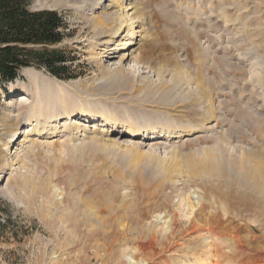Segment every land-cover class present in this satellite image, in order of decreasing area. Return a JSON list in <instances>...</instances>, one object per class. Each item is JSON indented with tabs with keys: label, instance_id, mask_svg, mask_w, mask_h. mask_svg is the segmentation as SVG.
Here are the masks:
<instances>
[{
	"label": "rangeland",
	"instance_id": "374dc122",
	"mask_svg": "<svg viewBox=\"0 0 264 264\" xmlns=\"http://www.w3.org/2000/svg\"><path fill=\"white\" fill-rule=\"evenodd\" d=\"M119 1L128 55L132 31L105 43L100 10L59 5L68 75L0 84V264H264V182L244 180L264 157V0ZM25 68L69 94L67 136L21 141Z\"/></svg>",
	"mask_w": 264,
	"mask_h": 264
},
{
	"label": "bare ground",
	"instance_id": "6f19581e",
	"mask_svg": "<svg viewBox=\"0 0 264 264\" xmlns=\"http://www.w3.org/2000/svg\"><path fill=\"white\" fill-rule=\"evenodd\" d=\"M34 3L39 8H51L52 9L59 5H62V6L65 5V6H73L75 8L81 9L82 11H85V10L91 11L92 13H95L96 11L100 10V13H102L104 17L98 18L95 15L93 18L92 27L95 30H100L101 35L107 33L108 30H111L110 31L111 33L108 35V38H106L107 40H105V43L110 42L113 37H117V36L122 37L123 34L125 33L127 34L128 31L130 30L132 31V35L129 39H124V38L120 39L123 41L122 44L127 46L123 49L124 50L123 56L126 54L127 55L129 54V53H126L125 49H129V47L134 44V37L136 36V33L138 32V30L133 27L132 22H129L132 18L127 16V13L125 12L119 0H86L85 3L83 4L81 3V5L77 4L79 3V0H34ZM111 22H112V25L110 26ZM25 74L30 78L31 86L36 96H35L34 103L30 105V107L28 108L24 116L22 117V121L24 122V124H26V127L29 126V129L28 130L26 129L27 132L21 137V141L23 142L24 140H26V138H28L31 134L32 135H41V133L48 134V132L49 133L54 132L56 130H59L60 128L63 129L64 134L67 136V134L70 132L71 125L67 122H64L62 125H60V127H57L56 122L61 120L63 116H66L67 120L70 117L72 110H71V98L69 94L61 86L56 84L51 78L47 76L39 75V73L33 68H25ZM27 100L28 98L25 96V94H21L20 99L17 101L22 102V101H27ZM80 107H81V112H85L87 114L91 113V109L89 108L87 103L86 105L80 104ZM14 112L15 110L13 109L10 110L9 111L10 116H16L17 114H14ZM106 112H107L106 109L101 108V113L104 116L105 120L106 119L109 120L110 118ZM75 123L78 124V126L81 125V123L78 121H75ZM16 134L17 132L12 133L10 138L11 139L15 138ZM153 134L154 133H149L145 135L143 134V135L145 137H148V140H151L153 138L152 137ZM92 143L94 145L97 144L95 139H92ZM2 145H5V144L2 143ZM62 147L65 148L66 146L63 145ZM99 147L100 149H105V150L109 149L106 144H102ZM245 154L247 153L245 152ZM210 156H207V157H210ZM246 157L248 158L247 160L251 161L248 163H252L253 165L250 164V166L248 167L249 169H247V171L248 170L250 171L249 173L251 176L247 178V176L245 175L246 177H244V180H246L247 184L249 183L255 186L257 189L258 185L256 184V182L259 179H261V181L264 182L263 181L264 179L263 177L264 176V157L258 152L257 153L255 152L254 154L249 152V154ZM211 158L213 159V157H210L209 159ZM217 158L218 157H215V159ZM214 161L213 163L212 162H209V163L213 164L214 166H210V167L215 168L216 170V167L217 169L218 167L220 168V165H219L220 162L218 159L216 160L217 162L216 161L214 162ZM220 164L222 165V163ZM257 177L259 178L258 180H257ZM259 185L261 186L260 182H259ZM181 200L183 204H185V207H186L185 216L190 217L194 212L193 204L189 201V199L186 196L181 198ZM91 208H89V211L91 212V214H94Z\"/></svg>",
	"mask_w": 264,
	"mask_h": 264
},
{
	"label": "trees",
	"instance_id": "16d2710c",
	"mask_svg": "<svg viewBox=\"0 0 264 264\" xmlns=\"http://www.w3.org/2000/svg\"><path fill=\"white\" fill-rule=\"evenodd\" d=\"M31 0H0V84L13 81L22 68L36 64L55 77L68 75L63 52L48 47L62 41L67 24L57 10H31ZM39 46L41 48H32ZM0 199V210L4 208Z\"/></svg>",
	"mask_w": 264,
	"mask_h": 264
},
{
	"label": "water",
	"instance_id": "95a60500",
	"mask_svg": "<svg viewBox=\"0 0 264 264\" xmlns=\"http://www.w3.org/2000/svg\"><path fill=\"white\" fill-rule=\"evenodd\" d=\"M44 8H42V9H39V10H43ZM50 10H52V9H50Z\"/></svg>",
	"mask_w": 264,
	"mask_h": 264
}]
</instances>
